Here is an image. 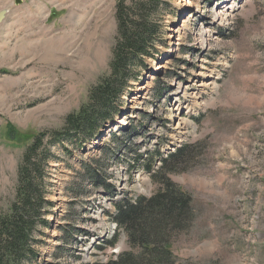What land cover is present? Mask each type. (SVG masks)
I'll use <instances>...</instances> for the list:
<instances>
[{
    "label": "rangeland",
    "instance_id": "obj_1",
    "mask_svg": "<svg viewBox=\"0 0 264 264\" xmlns=\"http://www.w3.org/2000/svg\"><path fill=\"white\" fill-rule=\"evenodd\" d=\"M117 1L0 0V14L6 12L0 23V216L15 201L33 138L64 130L66 118L89 104L91 90L110 79ZM150 1L155 30L147 44L156 59L132 63L114 102L127 112L105 126L111 131L122 118V127L100 134L85 151L46 140L53 207L45 216L50 226L37 225L38 258L28 264H108L128 251L106 198L113 190V201L127 200L143 188L151 197L160 184L145 171L156 173L161 158L185 147L191 148L186 171L169 177L191 195L196 218L170 245L175 264H264V0H202L186 11L194 14L182 41L170 31L188 14L178 0ZM175 42L176 55L166 58ZM202 60L214 71L207 78L214 88L200 94L193 85L201 83ZM143 86L147 91L135 103ZM195 92L197 102L181 109L185 124L175 130L174 98L191 100ZM86 165L100 171V185L109 191L85 178ZM100 235L110 238L102 242Z\"/></svg>",
    "mask_w": 264,
    "mask_h": 264
},
{
    "label": "trees",
    "instance_id": "obj_2",
    "mask_svg": "<svg viewBox=\"0 0 264 264\" xmlns=\"http://www.w3.org/2000/svg\"><path fill=\"white\" fill-rule=\"evenodd\" d=\"M146 1L131 4L128 0L117 1L118 38L110 79L91 90L89 104L66 118L64 130L40 133L26 148L19 167L15 201L9 211L0 216V264H28L36 260L37 225L50 226L45 218L53 207L46 189L45 165L50 158L46 140L52 146H61L66 140L77 150L85 151L105 126L122 114V107L116 108L115 101L128 83L126 78L133 70L132 63L145 65L146 58L156 59V50H150L147 44L155 28L150 20L152 2ZM190 149L182 148L163 160L162 169L153 175L160 184L154 195L141 198L136 204L117 205L114 220L125 234L129 250L108 264H175L170 245L188 232L196 213L191 195L169 175L186 171ZM85 169V178L91 183L107 187L100 185V171L89 165ZM117 239L111 245L115 246Z\"/></svg>",
    "mask_w": 264,
    "mask_h": 264
},
{
    "label": "bare ground",
    "instance_id": "obj_3",
    "mask_svg": "<svg viewBox=\"0 0 264 264\" xmlns=\"http://www.w3.org/2000/svg\"><path fill=\"white\" fill-rule=\"evenodd\" d=\"M202 3V0H178V6H180V7H182V9H183V12L184 13H188L185 17H183L182 19H183V24H182V26H181V22H176V23H172L171 24V26H172V28H170L171 30V32L172 33H175V34H177V33H180L181 34V36H179V39L177 40V41H182V35L183 34H185V32L183 33V31L186 29L185 28V26L187 25V23L189 22V18L194 14V12H186L188 9H191L193 6H196V5H199V4H201ZM6 15V14H5ZM182 21V20H181ZM209 41L210 40H204L203 39V43H204V45L206 44V46L207 47H209L210 46V43H209ZM179 47H180V45H181V43L179 42L178 44H177ZM178 48L176 47V42L171 46V48L167 51V53H166V58H171V57H174L175 55H176V50H177ZM163 62L164 61H162L158 66H156V68L154 69V73H153V76L151 77V81H153L154 79L153 78H156V76L157 75H159V74H161V67H160V65L161 64H163ZM202 62H203V64H200L198 67H197V73H196V78L197 79H199V78H201V83L199 84V85H193L196 89V91H199V93L201 94L203 91H207V90H212L213 88H214V83L213 82H207V78H210V77H212L213 76V74H214V71L212 70V72H210V68L208 67V63L207 62H205L204 60H202ZM149 78V77H148ZM202 82H205V83H202ZM207 82V83H206ZM145 83V82H144ZM144 83H142V84H144ZM148 87V86H147ZM147 87H145V86H143V87H140L138 90H137V92L134 94L135 96H134V102L135 103H137V102H139V100H140V96H139V94H141V95H143L146 91H147ZM183 92V91H182ZM185 94H186V92H185ZM184 94V95H185ZM182 95V94H181ZM179 96V94L178 95H176V97L174 98V100H173V103L175 104V105H177V112L178 113H175L174 112V118H175V123H176V128H175V130H181L182 128H183V126H184V124H185V121L181 118V116H180V112H181V109H188L189 107H191L194 103H196L197 102V99H198V96L199 95H196V92L193 94V97H192V99L191 100H187V99H185V100H183V99H180V97H178ZM133 104V103H132ZM123 120H122V118H119L118 119V122L116 123V125L114 126V128L111 130V131H108L107 132V135H110L111 134V132L112 131H117L119 128H121L122 127V124H121V122H122ZM123 126H125V125H123ZM106 135V136H107ZM103 137V136H102ZM99 143V139L98 140H95L91 145H94V147L97 145ZM93 147V146H92ZM146 157V156H145ZM146 158H148V157H146ZM162 159L163 158H161L160 160H159V162H161L162 161ZM147 174H149V175H146V178L147 177H149V176H153V174L155 173L154 171L153 172H147V171H145ZM144 192H145V190H144V188H143V192L140 194V195H138V196H136V197H134V198H130V199H124V200H116V201H113V198H114V195H113V190H112V192H111V198L108 196L107 198H106V201H107V203L109 202V201H112V203H111V206L113 207V211L112 212H110V213H108V215L112 218V220L114 221L113 223L115 224L114 225V227H116V229L115 230H119V226H118V224L115 222V220H114V218H115V216H116V206L117 205H119L120 203H125V202H128V203H132V204H135L141 197H143V196H145L144 195ZM104 193H106V192H104ZM112 231V230H111ZM113 232V231H112ZM114 234H116L115 233V231H114ZM112 235V236H115V235ZM111 236V237H112ZM109 238L110 237H108V238H105V237H103V236H101L100 235V241H102V242H105V240H109Z\"/></svg>",
    "mask_w": 264,
    "mask_h": 264
},
{
    "label": "water",
    "instance_id": "obj_4",
    "mask_svg": "<svg viewBox=\"0 0 264 264\" xmlns=\"http://www.w3.org/2000/svg\"><path fill=\"white\" fill-rule=\"evenodd\" d=\"M5 14H6V12H2V13L0 14V23H1L2 20L4 19ZM109 129H110L109 127H105V128L102 130L101 135H103L104 132H107V130H109Z\"/></svg>",
    "mask_w": 264,
    "mask_h": 264
}]
</instances>
